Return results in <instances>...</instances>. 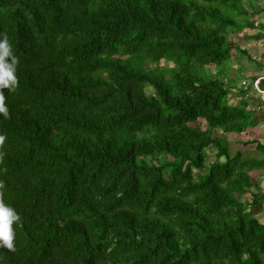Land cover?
<instances>
[{
	"label": "trees",
	"instance_id": "obj_1",
	"mask_svg": "<svg viewBox=\"0 0 264 264\" xmlns=\"http://www.w3.org/2000/svg\"><path fill=\"white\" fill-rule=\"evenodd\" d=\"M253 3L0 0L19 59L0 198L21 217L0 264H264L261 163L199 124L240 135L253 120L221 76Z\"/></svg>",
	"mask_w": 264,
	"mask_h": 264
},
{
	"label": "crops",
	"instance_id": "obj_2",
	"mask_svg": "<svg viewBox=\"0 0 264 264\" xmlns=\"http://www.w3.org/2000/svg\"><path fill=\"white\" fill-rule=\"evenodd\" d=\"M259 4V0H255L253 3L255 14L250 19L251 21L259 11ZM261 39L262 32L253 21L250 27L235 35L232 40L235 44V52L227 62L231 67L229 69H231L233 76L227 75L228 73L221 76L224 82L228 84H230V79H234L233 82L231 80L233 85L229 87L230 93H232V99L229 102L237 105L240 100H246L248 101V109L253 112V120L240 133L238 143L241 147L242 142H248L247 146L251 147L252 153L255 154L250 153L248 155L247 153V155L261 163V167L250 171L249 175L254 183L253 191H260L261 193L256 216L261 222H264V97L256 94L250 85L246 87L241 85L242 82H250L262 72L264 51L260 48ZM254 57H258V59L253 60ZM262 87L264 88V81ZM257 144L259 147L256 149Z\"/></svg>",
	"mask_w": 264,
	"mask_h": 264
},
{
	"label": "clouds",
	"instance_id": "obj_3",
	"mask_svg": "<svg viewBox=\"0 0 264 264\" xmlns=\"http://www.w3.org/2000/svg\"><path fill=\"white\" fill-rule=\"evenodd\" d=\"M19 59L13 45L7 36L0 38V114L9 116V106L6 104L5 89L14 91L19 84L17 76ZM6 136L0 133V146L4 144ZM20 214L10 204L0 198V248L15 249L16 228L20 222Z\"/></svg>",
	"mask_w": 264,
	"mask_h": 264
},
{
	"label": "rangeland",
	"instance_id": "obj_4",
	"mask_svg": "<svg viewBox=\"0 0 264 264\" xmlns=\"http://www.w3.org/2000/svg\"><path fill=\"white\" fill-rule=\"evenodd\" d=\"M234 37L235 36L230 35L229 36V39L230 40H233ZM173 66L174 65L172 63H170V62L161 61L159 64H150L149 63V64L146 65L145 68L146 69L158 68V69H161V70H164L165 71V70L171 69ZM229 67L230 66L228 65V63L226 65H224L223 68L221 69V72H222L221 75H223L224 73H228L227 75H229V76L232 75L233 76L232 71H231V69H229ZM205 71L207 73H213V74H215V69L214 68H211V67H205ZM229 72H230V74H229ZM235 78L237 79V76ZM231 80L233 82L234 79H230L229 80L230 84H228V83L225 82L226 83V86L230 87L231 85H233L232 82H231ZM226 81H228V80H226ZM153 92L154 91L152 90V88H150V87L146 88V93H153ZM199 124H200V127L202 129L209 130L211 132V135L218 136V137H222L224 139L225 143L229 146V148H230V150L232 152L236 151L239 148L243 149V151L246 152V153H248V155H250V153L253 152V151H251V147H249V146H246V147H243L242 146V147H240V145L238 143L239 142V139H240V136L239 135L224 134L220 130H211V129L207 128V126H206V124H205V122L203 120H199ZM216 153H217V150L216 149H209V150H207V152H206V159H205L206 163L213 162L215 160V158H217L216 157ZM244 199H250V196L247 195V198H244Z\"/></svg>",
	"mask_w": 264,
	"mask_h": 264
},
{
	"label": "built area",
	"instance_id": "obj_5",
	"mask_svg": "<svg viewBox=\"0 0 264 264\" xmlns=\"http://www.w3.org/2000/svg\"><path fill=\"white\" fill-rule=\"evenodd\" d=\"M259 11H260V15H258L259 17L258 28H260L262 32L260 48L264 51V0H260ZM254 59H258V57H254L253 60ZM263 81H264V65H263L261 74H259L257 77H255L250 82H242L241 85L245 87L250 85L256 94L264 97V88L262 87Z\"/></svg>",
	"mask_w": 264,
	"mask_h": 264
}]
</instances>
